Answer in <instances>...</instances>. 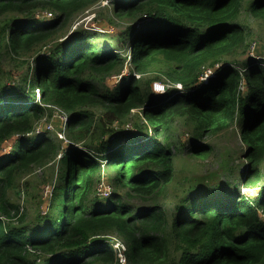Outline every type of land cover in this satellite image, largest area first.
Here are the masks:
<instances>
[{
    "label": "trees",
    "instance_id": "obj_1",
    "mask_svg": "<svg viewBox=\"0 0 264 264\" xmlns=\"http://www.w3.org/2000/svg\"><path fill=\"white\" fill-rule=\"evenodd\" d=\"M99 1L0 0V264H120L110 238L128 264H264V57L235 59L264 34L248 23L264 24V0H116L123 30L59 37ZM154 82L167 92L153 93ZM135 109L145 134L135 123L125 131ZM52 110L67 117L65 146L34 133ZM186 126L193 160L209 153L203 138L235 129L246 161L239 180L210 172L204 190L173 191ZM105 174L113 193L100 198ZM54 179L46 209L27 221L13 197L31 207Z\"/></svg>",
    "mask_w": 264,
    "mask_h": 264
},
{
    "label": "rangeland",
    "instance_id": "obj_2",
    "mask_svg": "<svg viewBox=\"0 0 264 264\" xmlns=\"http://www.w3.org/2000/svg\"><path fill=\"white\" fill-rule=\"evenodd\" d=\"M114 1L116 0H100L90 9L81 14L78 18L72 19L70 22H68L63 28V30L60 32L59 37L65 34H70L75 28L84 29L93 36H113L115 35L116 31L123 30L124 28H126V24H128L129 21L115 19L112 17ZM42 18L46 20L51 19V17L47 13L43 14ZM108 19H111V24H108ZM112 22H114V24ZM248 23L251 26V29H255L258 31L261 27L264 26V24L261 23ZM97 33H102L103 35H99ZM254 41L256 42H254L249 48V50H247L246 55L242 56L241 52L238 53L237 57L235 58L237 61L242 62L245 60H249V64H251L250 61L257 60L261 56L264 57V34L260 38L257 37ZM252 52L254 55L251 54ZM262 57L260 58L261 60ZM13 64L14 62L6 64L7 70L9 72L13 71ZM127 64H130L129 60ZM31 66H33V63ZM259 66L263 67L264 64L260 63ZM235 67L238 68V70H241L240 66ZM124 71L127 75V71ZM16 74L17 72H11V75ZM108 85L113 90L115 88L116 83L114 82V80H109ZM33 87L34 84L33 86L31 85L27 88V90L29 91L27 96L29 98L33 96ZM178 87L181 86L177 85L176 88ZM241 90H244L243 86ZM201 91L202 90H198L197 93ZM57 114H59L58 110H52L51 113L46 112L44 117L36 125V127H40L41 130L44 131L36 135L45 133V135L51 136L53 140H57V138L60 140V137L58 135L61 128L60 121L58 118L53 117ZM129 122L133 126L134 123L136 124L135 127L138 129L140 134H145L146 129L141 125L142 122L137 116V114L132 113L131 120ZM48 125H51V127ZM184 130L185 134L183 139L185 142L181 146H179L178 152H180V154L178 155V153L175 151L176 157L174 158V176L172 182L170 183L173 191H177L180 195L181 189L186 188L188 185L197 189L204 190L205 186L203 184L207 181V177H209L208 174L210 172H217V175H219L218 179L220 180V182L226 181L228 183H232L234 178L239 180L243 165L246 164V161L244 158L245 152H243L244 146L241 142L238 141V138L234 135L235 129H232L227 133L220 132L216 133L215 135L206 136L205 138H203L201 143L209 147V151H207L209 153L203 160L189 159L186 155L188 151V144H192V133L190 128L187 126L184 127ZM13 145V141H10L8 143L6 142L4 144V153L2 152L3 156H6L5 153L10 152V148ZM222 157H224L228 161V164H225L224 171H220V162ZM110 178V175H108L107 180L109 182H111ZM57 185H59L58 179H54L52 186L46 185L45 187H41L39 191H37V194L32 195L33 205H31V207L24 203L22 195L20 196V198L16 196L13 197V201L19 206V212L28 218L27 221H29L34 216V214H36L37 210L44 211L46 209L50 201V194L54 189L57 188ZM242 192L246 195H251V192L254 191L244 189ZM191 195L192 194L189 193L187 197H191ZM171 197L172 194L169 193L166 196H162L160 200L162 201V203H167L171 200ZM168 210H170V208Z\"/></svg>",
    "mask_w": 264,
    "mask_h": 264
},
{
    "label": "built area",
    "instance_id": "obj_3",
    "mask_svg": "<svg viewBox=\"0 0 264 264\" xmlns=\"http://www.w3.org/2000/svg\"><path fill=\"white\" fill-rule=\"evenodd\" d=\"M219 66L220 65H217L216 68H218ZM209 73H210V71H206V73L201 78L202 84L207 83V79L209 78ZM212 75L213 74H210V76H212ZM134 76H135V78H139V76L136 75V74H134ZM172 88H175L178 91V94H181L183 92V90H182L181 87L176 88V86H173ZM152 89H153V92L154 93H165L168 90V86L167 85H161L160 83H153L152 84ZM139 112H140V109L131 110V114L134 113V114L139 115L140 114ZM53 117L58 118L59 121H60V124L62 126V131L59 132L58 135L60 137V140H62L63 144L65 143L64 145H66L67 144V141H66V138H65V136H64L63 133L65 131V125L67 123V117L61 111H59V114H57V115H55ZM38 123H39V121H38ZM48 126L51 127V125H48ZM125 128H126V130H132V131H134V128L129 123L125 125ZM43 131L44 130H41L40 127H35L34 133L35 134H39V133H41ZM48 132H50V131H48ZM29 136H31V135H29ZM29 136L27 135L26 137H29ZM18 138H20V137L19 136H15L10 141H13V143H14L15 139H18ZM10 141H7V143L10 142ZM12 148H13V146H11L10 149L12 150ZM11 150H10V152H11ZM10 152L5 153V155H9ZM95 191H96L97 196H99L100 198H107V197H110V195L112 193V186L107 181V179H105L104 177H102L101 180L96 184ZM0 219H1V217H0ZM110 245L115 250L116 255H117V258L119 259V263L120 264H128V263H126V261H125V259L123 257V254H122V252L125 251L124 245L120 241H118L117 239H115V238H110Z\"/></svg>",
    "mask_w": 264,
    "mask_h": 264
},
{
    "label": "clouds",
    "instance_id": "obj_4",
    "mask_svg": "<svg viewBox=\"0 0 264 264\" xmlns=\"http://www.w3.org/2000/svg\"><path fill=\"white\" fill-rule=\"evenodd\" d=\"M258 60V59H257ZM217 65H220V63H217L212 69L210 68V69H206L205 70V73H206V71H210V73H209V78L207 79V81L208 80H210V79H212V78H214L215 77V70L217 69L216 67H217ZM126 71H127V69H125ZM204 73V74H205ZM123 74H126L125 73V71H124V73ZM127 74H128V72H127ZM134 74L135 73H133L132 75H133V77H135L134 76ZM210 74H213L212 76H210ZM137 75V74H136ZM139 76V75H138ZM140 77V76H139ZM136 79H139V78H136ZM117 83V82H116ZM154 83H160L161 85H166L165 83H162V82H154ZM153 84V83H152ZM152 84H151V90H152ZM202 84V81H201V78H200V84L199 85H201ZM152 92H153V90H152ZM154 93V92H153ZM166 93V92H165ZM156 94H164V93H156ZM131 126H132V124H131ZM105 179H108V176H106V178ZM108 181V180H107ZM109 182V181H108ZM110 184H111V182H109ZM111 186H112V193H113V185L111 184ZM111 193V194H112Z\"/></svg>",
    "mask_w": 264,
    "mask_h": 264
}]
</instances>
